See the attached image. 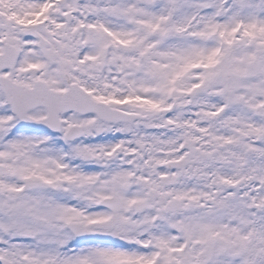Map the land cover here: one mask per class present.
<instances>
[{
	"label": "snow or ice",
	"instance_id": "6c2138e0",
	"mask_svg": "<svg viewBox=\"0 0 264 264\" xmlns=\"http://www.w3.org/2000/svg\"><path fill=\"white\" fill-rule=\"evenodd\" d=\"M0 264H264V0H0Z\"/></svg>",
	"mask_w": 264,
	"mask_h": 264
}]
</instances>
